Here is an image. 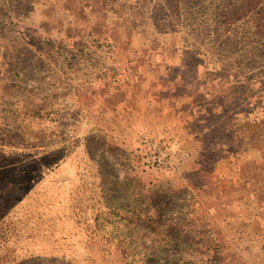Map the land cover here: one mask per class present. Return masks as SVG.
<instances>
[{
	"label": "rangeland",
	"instance_id": "obj_1",
	"mask_svg": "<svg viewBox=\"0 0 264 264\" xmlns=\"http://www.w3.org/2000/svg\"><path fill=\"white\" fill-rule=\"evenodd\" d=\"M0 264H264V0H0Z\"/></svg>",
	"mask_w": 264,
	"mask_h": 264
},
{
	"label": "built area",
	"instance_id": "obj_2",
	"mask_svg": "<svg viewBox=\"0 0 264 264\" xmlns=\"http://www.w3.org/2000/svg\"><path fill=\"white\" fill-rule=\"evenodd\" d=\"M151 148L152 152L148 158L151 166L155 169H165L168 164L167 155L160 147L156 145H152Z\"/></svg>",
	"mask_w": 264,
	"mask_h": 264
},
{
	"label": "crops",
	"instance_id": "obj_3",
	"mask_svg": "<svg viewBox=\"0 0 264 264\" xmlns=\"http://www.w3.org/2000/svg\"><path fill=\"white\" fill-rule=\"evenodd\" d=\"M184 174H185V172H181L180 175H179V177H181V176L184 177ZM171 177H172V174H170V175L168 176V178H171ZM162 182H163V181H162ZM164 182H165V181H164ZM185 190H186V192L188 193V191H187V190H188V187H185ZM187 205H188V204H187ZM189 208L191 209V208H193V207L190 205ZM183 210H185V208H184V209H181V211H183Z\"/></svg>",
	"mask_w": 264,
	"mask_h": 264
}]
</instances>
